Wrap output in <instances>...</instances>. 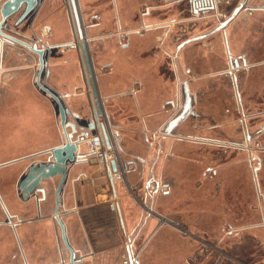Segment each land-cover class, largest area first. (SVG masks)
Returning <instances> with one entry per match:
<instances>
[{
	"label": "crops",
	"instance_id": "crops-1",
	"mask_svg": "<svg viewBox=\"0 0 264 264\" xmlns=\"http://www.w3.org/2000/svg\"><path fill=\"white\" fill-rule=\"evenodd\" d=\"M185 1L191 14L199 17L200 7L204 5L202 0H100L95 2L98 8L92 14V23L89 26H82L81 23L88 47L98 42L97 49L95 46L93 51L92 47L88 49L92 78L104 115L101 120L105 122L109 140L114 141L118 148L124 173H119L121 178L111 185L106 168L98 167L92 160L67 165L58 211L67 242L75 251V264H99L100 259L112 250L120 253L122 241L127 258L123 263L130 264L129 256L134 261V240L131 241V237L138 231V227L134 225L137 220L146 225L149 218L145 215L143 220L141 216L140 219H134L136 201L133 199L130 202L122 187L126 186L127 190H131L136 165H140L137 157L148 158L150 155L157 158L155 170L159 162L161 176H158V180L163 185L159 194L152 197L146 195L144 205L162 217L188 228L193 232V238L208 237L206 241L199 239L200 245L198 244L199 247L190 260L195 259L193 264H233V259L250 264H264V131L256 139L259 149L251 151L248 144L227 142L223 145L225 150L219 152L220 156L217 154L213 157L214 164L205 166L201 162L205 156L200 149H196L200 144L194 139L193 133L190 136L172 132L164 137L162 127L170 118L163 123L157 121L160 109L173 102L175 98L171 99L170 96L179 91L178 77L179 72H182L178 67L180 62L176 52L174 57L169 54L167 46L170 29L182 19L181 16H174V8H170L176 3L184 4ZM244 7L247 11L262 13L264 0H246ZM79 16H82L80 6ZM261 23L264 25V21ZM48 25L51 29L46 36L47 41L50 45L57 46L52 48L49 58H45L47 65L40 81L60 96L71 112L83 119L76 123L85 129L91 113V91L87 88L86 74L78 51L68 44L73 39H62L61 35L65 36L67 30L64 32L61 22H51ZM48 25L46 27L50 28ZM263 25H254L256 35L249 42L251 46L256 39L264 37ZM107 26H112V31H106L111 28ZM96 27L104 30H100V35H89V29ZM245 27L247 25L230 22L225 29L219 31L214 45L219 41L222 44L226 42L229 46L225 48L231 56L247 52L243 48L235 54L240 40L248 37ZM8 33L18 37L16 31ZM59 34L62 40H56ZM1 38L5 41L4 51ZM257 40L256 45L259 44ZM182 41L175 44V49ZM15 47L19 48L20 45L10 43L0 35V264H17L16 259L20 260L19 264H32L28 260V251L22 238L26 221L16 210L15 204L11 203L8 190L10 182L16 181L25 168L19 169L12 162L24 155L25 141L31 140L36 145V150L29 153L28 157L32 154L47 157L48 150L62 143L64 138L57 105L39 88L37 70L31 74L29 66L15 62L10 57V52L5 50H13ZM31 53L28 58L34 60ZM247 54L250 57L251 53ZM262 56L256 60L260 68L257 75L261 78L254 88L246 90H250L251 104L264 110V53ZM165 59L175 61L172 71L174 77H177L175 85L167 77L169 65H166ZM46 70L49 71L48 75ZM48 79L54 84L49 85ZM244 105L248 106V101L244 100ZM67 118L73 120L71 115ZM96 133L95 130L89 131L88 144H85V147L89 145L88 149L93 148L90 138ZM146 136L149 143L160 137L171 140L172 145L167 150L162 147L164 143L157 142L155 144L161 148L160 152H153V147H148V151L144 152L141 141ZM206 141L208 140L204 139ZM222 142L217 141L215 144ZM256 149L260 150L258 155H255ZM40 162H36V165ZM126 162L128 165L124 169ZM257 162L260 166L254 171ZM24 177L21 175L16 182V194L23 201L32 196L36 200V235L32 232L36 238V264H68V252L53 218L54 191L51 203V200L47 201L49 191L42 185V181L46 198L41 192H33L25 197L20 189ZM49 181H54L57 185L59 176ZM151 188H154V183ZM143 191L146 193L144 189ZM133 220L134 223L131 224ZM155 228L151 238L158 237L161 241L166 234L161 227ZM238 244L242 247L239 250L242 254L257 251L256 261H247L243 255L234 256L233 247ZM245 246L249 248L246 249Z\"/></svg>",
	"mask_w": 264,
	"mask_h": 264
},
{
	"label": "rangeland",
	"instance_id": "rangeland-1",
	"mask_svg": "<svg viewBox=\"0 0 264 264\" xmlns=\"http://www.w3.org/2000/svg\"><path fill=\"white\" fill-rule=\"evenodd\" d=\"M2 1L3 0H0V2ZM39 1L40 3L36 7V9H34L20 24L16 25L14 22L18 18L22 9H20L18 12H16L14 15L8 18L7 24H6L7 29H3L4 32L8 33L9 30H14L20 33V35L18 33L17 35H18V38H20L21 40L29 41L30 43L37 42L38 40L40 42H43V41L48 40L46 35H44L43 27L47 24H50L51 22H56V23L61 22L63 30L64 32H66L67 30V34L64 33L65 36L59 34V36H56V40L63 39L64 41H67L70 38L72 40L73 39V29L71 26V17H70V13L68 9L67 0H39ZM96 1H100V0H77L78 11H79V6L81 8L82 16H80V18H81L82 26H85V25L89 26L92 23L91 20L94 19V18L91 19L92 14H94L96 9L98 8L97 6L98 4H95ZM237 1L240 2L241 0L216 1V4H215L216 8L214 7V8H211L206 13H201L199 17L198 16L194 17L191 14L188 8V3L186 1L184 3L185 5L183 3L174 4L173 7L170 8V10L174 8L172 14L178 17L181 16L180 19L181 18L182 19L181 21L178 20V23H175L174 27L170 29L169 37H168L169 43L167 46V51L169 52V54H172L174 57L175 52H176L175 51L176 49L174 46L179 41L189 38L191 36H194L198 33L208 32L209 30L214 28L222 19H224L231 13L232 9L237 5ZM110 4H111V1H110ZM212 4L214 6V0H212ZM262 21H264V12L255 13L254 11H247L245 10V7L231 21V22H235L236 25L237 24L239 25L243 24L244 26L247 25V27L245 28L248 30V37L240 40L241 42L238 46V49L235 51V54L239 53L240 50L244 48V50L246 49L247 52L251 53L250 61L252 62H256L257 58L263 57L262 53H264V37L261 40L256 39L257 42H260L258 45H256V40H255V43H253V46L250 45L251 43L249 44V42H251V40L254 38V34H255L254 25L262 26L263 25L261 23ZM107 27L109 28L111 27V28L106 31H112L113 29L112 26H107ZM100 30H104V29L97 28V27L93 29H89V35H100ZM219 33L220 32L215 33L209 37H205L204 39L191 42L183 46L181 48V51L177 53V56H178L177 59H179V62H180L178 67L182 70V72L181 71L179 72L180 77H178V79H181V77L184 75L188 80H190L189 83L191 86L192 93L197 92L200 89L204 93L210 92L212 88L214 90V87H215V90L219 92L221 91L223 95L227 96L226 99H224L223 105H221V110L220 109L214 110V114L215 113L220 114V116L222 117L221 119L217 117V119H219L218 124L220 125V127L218 126L216 129H210L209 128L210 123L205 120L204 122L201 123L202 125L199 124L200 129H201L200 131L197 128L195 129L194 126H192L191 124L192 122L189 121L190 123L187 122L183 126L180 125L177 127V129H175L176 131L175 130L173 131V132H176L177 134H192V133L196 135L200 134L202 137L208 140L200 144L199 148L196 147V149L197 150L200 149L203 152L202 155L205 156V157H202L201 159V162L204 163L205 166L214 164L212 161L213 157H215L217 154L219 155L220 151L225 150V147L223 145H225L224 143H227L228 141L227 139H229L230 137H234V138L242 137L241 135L243 133V126L241 123L239 124L238 122V118H240L241 115L240 113H238L237 109L233 107V104L231 102L233 101L232 94H231V91H229L230 90L229 87H227L225 83L227 81H224L223 77L218 75L219 72L221 73L223 70L229 68V60H228V56L225 50L227 46L229 45H227L226 42L225 43L223 42L222 44L221 41H219L218 44L214 45L216 43L214 42L216 41L215 37H217V34L219 35ZM60 35L62 36V39ZM95 37H98V36H95ZM89 38H92V37H89ZM52 40L55 41L53 38ZM40 42H37L38 47H40L41 45ZM97 43L98 42L93 43V46H95V49H97L96 47V45H98ZM93 46L91 45L92 47L91 51H93ZM253 47L256 49L252 50ZM5 50L10 52L9 55L12 59H14V61L16 60L15 62L24 63L23 65L29 66L30 68H28V70L31 71V74H34L33 72L38 70L37 54H34V52L28 50L22 45H20L19 48L15 47L13 50H10L7 48ZM51 50L52 49L46 50L44 58H49L50 52L52 53ZM18 51H19V54L17 53ZM30 53L33 54L34 60H31L30 58H28ZM165 60H166V65H169L168 67L169 73L167 77L175 85L177 77L175 78L172 73L174 69L175 61L174 59L173 60L165 59ZM187 68H189V72L186 71ZM258 68H255V70H258ZM210 74L211 76H209ZM254 75L256 76L257 74L254 73ZM262 78L264 79V77ZM47 83L49 85L54 84L51 81V79H48ZM176 86L178 87L177 84ZM209 94L210 96L214 98V95L217 94V92L215 94L214 92L209 93ZM249 95H251L250 90L249 91L245 90L243 99L248 101V106L244 105V108H245L244 110L246 114L249 115V118H252V119H249L250 122L248 124H249V127L253 128V127H256L257 125L253 116H255L256 111H261V110H259V107L251 104V101H249L250 99ZM217 96L216 98H218ZM170 97L171 99L175 98L173 100L175 107H172V105L170 104H166L164 106V109L161 108L159 111V114L157 115V121H159V123H163L164 120H167L169 118L171 119L180 109L179 108L180 106L177 103L179 102V98H180L179 91H175V93ZM1 100H2V96L0 94V101ZM207 101L208 102L206 103L205 107L203 105V107L202 108L200 107V108L203 109L204 113L209 114L211 110L209 101H211V98L210 100L207 99ZM232 118L234 119V122H232L233 121ZM261 119L262 118H260V121ZM211 139H218L223 142L217 145L213 141H211ZM141 142H142V145L144 144L143 146H141L144 149V152L148 151L147 150L148 143H146L143 139ZM157 142L164 143L162 144V147L167 150H169L170 146L172 145L171 140L160 139L159 137L155 141L153 140L151 144L153 147L152 149L153 152H156V149H158L157 147L158 145H156ZM246 144H248V147L250 148L251 151L254 148H258V149L260 148V146L257 145L258 141H256V139L251 140L247 142ZM258 149H256L257 151L256 150L254 151L255 155H258L260 153V150ZM35 150H36V145L32 144L31 140L24 142V151H23L24 155H22L24 156V158H22V156H18L21 158H18L19 160L12 162L16 164L19 169L25 168L21 174L19 173L17 180H19V177L21 175L22 177H24L23 175L27 173V169L32 164H36V162H40L45 159L46 156H43V155L38 156V157H36L35 154H32L29 157L27 156L29 153ZM204 151H207V153H205ZM208 154H209V158H208ZM148 159L149 161L151 160L148 168L147 167L143 168V171L141 170V166L140 168H136V171H135L136 176L134 177V181H136L135 183L136 185L133 183L134 182L133 181L131 182L132 184L131 190H129V188L127 190L126 186L122 187V189L124 190L126 194L127 199L130 200V202L133 201V199L136 201V205L134 208L135 213L133 215L134 219L135 218L140 219V216H141V219L142 218L144 219L145 215H147L149 218L147 219L146 225H143V222H141V220H137L136 225H134L138 227V231H137L138 233L135 232L134 236L131 237V241L132 239L134 240V246H133L134 253L133 254L135 256V259L138 261V264H188V263L193 264L195 259L192 261L190 260H191V257H194L195 251H197L200 245L199 242L202 239L206 241L208 237L193 238L194 237L193 232H191L188 228L186 229V227L183 226L182 224H178L176 221H170L169 219L165 217L163 218L167 219L169 222H166V221L162 222L160 221L161 215H159L157 212H154V211L150 212L149 210H147L148 208H146L144 205L146 202V198H145L146 193H144L143 191L144 187H142V183L145 180L146 176H148V170L150 172V166L153 167L152 171L155 174H157L158 176H161L160 166L158 165L159 162L156 165V170L154 168L155 163H156V156H153L151 158L149 156ZM142 172H143V178L140 177ZM17 180L16 181L14 180L13 182H10L9 184V187H8L9 196H10L9 198L11 199V203L15 204L16 210H18L19 213L25 218V221H26L24 223L25 230L23 231L24 236L22 237L23 244H24L25 249H27L26 251H28L27 252L28 260H30L32 264H36V238H34L33 236V234L36 235V204H35L36 200L34 196H32L29 200H26V201H23L21 198L17 197V194H16ZM105 184L107 185L106 182ZM42 185L46 187L47 190L49 191L47 194V201L51 200V203H53L52 197H53L54 188L57 186L56 183H54V181L53 182L43 181ZM150 188H151V184H150ZM154 188H151V189H154ZM102 198H105V197L102 196ZM106 198L108 199V196H106ZM148 212H150V214ZM133 216L131 217V219L133 218ZM29 219H32L33 221H28ZM133 223H134V220L133 222H131V224ZM148 223H150L149 226H148ZM141 226H143L142 229H140ZM154 227L156 228L161 227V230L165 232L166 235L164 236L163 239H161V241H160V238L158 237L151 238ZM235 239H238V237ZM120 244H123V248L120 253H115V250H112V252L105 254L100 259L99 264H126V263H123L125 260H127L126 254H125L126 252L124 250V241H122ZM239 244L233 247L234 252L232 254L234 256L243 255L242 257H245L247 261L255 262L257 254H258L257 251L248 252V254H242L241 252H239V250L242 249L241 245ZM245 248L248 249L249 247L245 246ZM117 250L118 248L116 249V251ZM214 252L218 254L220 253L218 251H214ZM16 263L19 264L20 260L16 259ZM233 264H250V263H247V262L245 263L244 261L239 260V259L238 261L233 259Z\"/></svg>",
	"mask_w": 264,
	"mask_h": 264
},
{
	"label": "water",
	"instance_id": "water-1",
	"mask_svg": "<svg viewBox=\"0 0 264 264\" xmlns=\"http://www.w3.org/2000/svg\"><path fill=\"white\" fill-rule=\"evenodd\" d=\"M204 1V3H203ZM219 1V0H215ZM246 0H241L231 11V13L224 18L222 21H220L214 28L209 30L208 32L200 33L198 35L191 36L185 40H183L176 48V53L185 45L198 41L201 39H204L205 37H209L220 30L225 29V27L239 14V12L242 10ZM40 3L39 0H4L0 5V35L4 37L6 40L10 42H15L19 45H22L23 47L27 48L28 50L34 52L38 56V70L36 75V80L39 88L44 91L46 94H48L56 103L57 105V112L59 116V124L61 127L62 135L64 138V141L51 149L48 150L47 157L45 161L40 162L39 165H32L26 176L23 178V180L20 183V189L23 192V196L27 197L29 194L33 192H41L45 194L44 188L41 186L42 181H49L50 179L55 178L56 176H59V181L57 183V186L54 190V208H53V218L56 220L58 227L60 229V235L61 239L64 245V248L68 252V264H75L77 261L75 258V251L73 248L69 245L67 242L66 236H65V229L64 224L62 223V220L59 215V206L61 204L60 200V192L62 189V186L66 180L67 175V165L68 164H77L81 162H85L86 155L89 150L88 146L85 147L88 142L87 139L89 138V131L95 130L97 132L96 134L99 135V137H94L92 141H96L97 139H104L106 147L110 146V140H109V133L107 131L106 125L104 121H100V118H103V112L100 107V103L98 101L97 92L95 90L94 80L90 77L92 75V70L90 67L89 62V50L87 41H84V35L81 30V20L80 16L77 11L78 5L76 4L75 0H68V6H69V13L71 17V24L73 29V40L71 42H68L71 48H76L79 53L80 61L82 64V68L86 74L87 79V88L90 89V118L86 122L85 129L84 127H79L76 123V121L83 120L80 118V116L75 113L71 112L69 107L65 106V104L62 102L61 97L58 96L55 92L52 91L47 85H44L40 81L41 74L44 70V68L47 65V62L45 61L44 55L46 53V50H50L54 48L57 45H47L44 47L41 45L38 47L37 42L30 43L29 41L21 40L20 38L11 35L9 33L4 32L3 29H7L5 24H7V19L10 18L12 15H14L16 12H18L21 8V12L18 16V18L15 20V24H20ZM202 5L200 7V10L202 9H209L212 7V0H202ZM14 31L10 30L9 32ZM61 45V44H59ZM237 60L234 59V63L230 62V68L234 69L237 68ZM46 74H49V71L46 70ZM182 105L181 110L178 111L174 117L164 125L167 133L170 128H174L177 126L178 122L183 118L184 114L191 111L192 107V94L190 93L189 86L187 82H183L182 87ZM169 104L172 105V107H175L174 102H170ZM71 115L73 120L68 119L67 117ZM264 128V126L262 127ZM253 136V135H252ZM252 136H248L247 140L249 141ZM83 137L84 140H81L80 138ZM86 141V142H85ZM144 141L148 143V147H152V143L148 141V137L146 136ZM86 144V145H85ZM88 149V150H87ZM157 152H160L161 149H156ZM147 152V151H145ZM159 155V154H158ZM153 157L150 155V158ZM138 160H140V165H136V168H140L143 171V168L149 167V159L144 157H137ZM153 159V158H152ZM157 161V158H156ZM142 162V163H141ZM128 163H124V169H126ZM146 165V166H145ZM107 175L110 180L111 185H114L118 180L121 178V174L118 172V166L116 164L115 160H111L109 164L106 165ZM152 168L150 166V172L148 170V176H146L143 187L146 191V195L148 196H154V194H159V189L163 185L161 184V181L158 180V175L155 174L152 171ZM141 178H143V172L140 175ZM154 183L155 188L151 189L150 184ZM115 194V193H114ZM129 253V252H128ZM129 255H131L129 253ZM129 263L134 264L133 259L129 256ZM136 263V260H135Z\"/></svg>",
	"mask_w": 264,
	"mask_h": 264
},
{
	"label": "flooded vegetation",
	"instance_id": "flooded-vegetation-1",
	"mask_svg": "<svg viewBox=\"0 0 264 264\" xmlns=\"http://www.w3.org/2000/svg\"><path fill=\"white\" fill-rule=\"evenodd\" d=\"M75 2L77 4V0H75ZM67 4H68V0H67ZM68 9H69V6H68ZM77 11H78V7H77ZM78 14H79V11H78ZM4 26H6V24ZM48 26L50 28L46 27V25L43 27V32H44V35H46V36H48V34L50 33V29H51V26L50 25H48ZM1 40H2V49L4 51L3 44L5 43V41L2 38H1ZM37 42H40V41L38 40ZM40 43L44 47H46L47 45H50V43H48V41H43ZM15 44H17V43H15ZM9 45L14 46L13 44H9ZM89 48H91L90 45H89ZM255 49L256 48L253 47L252 50H255ZM226 54H227L228 60H229V68L223 70L221 73L219 72L220 74L218 73V75L222 76L224 81H227L225 83H226L227 87H229V89H230L229 91H231L232 100H233L231 102L233 104V107H235V109H237L238 113H240V115H241V117L238 118V122H239V124L241 123L243 126V133L241 135L242 137H237V138L230 137L229 139H227L228 140L227 142L228 143L234 142V143L245 145L247 142L254 140V139H257L259 136L262 135V133L264 131V128H262L264 126V110L262 108L261 109L259 108V110H261V111H256V114L253 117H254L257 125H256V127H253V128L249 127V124H248L250 122L249 119H252V118H249V115L246 114V112L244 110L245 108H244V99H243V95L245 94V90L249 87L254 88L256 86V82H258V80H260V78H261V76H258V75L255 76L254 75V73H256V74L259 73L258 70H255V68L259 67V63L250 61L251 59H250V57H248L249 55L247 54V52L239 53L237 56H231L229 54V52L226 50ZM235 58L237 60L238 66H237V68L231 69L230 68V62L234 63ZM186 71L189 72V68H187ZM242 71H244V72H242ZM209 76H211V74ZM212 76H214V75H212ZM183 82H187V84L189 86L190 93L193 96L192 100H191L192 107H191V111L184 114L183 118H181V120L178 122L177 126H180V125L183 126L187 122L188 123L192 122L191 123L192 126H194L195 129L197 128L198 130L201 131L200 125H202L201 123L206 120L207 122L210 123V124L208 123L210 125V127H209L210 129H216L218 126L220 127V125L218 124V120L221 119L222 117L220 116V114H216V113L214 114V110H217V109L221 110V105H223L224 99H226L227 96L223 95L221 93V91L219 92V91L215 90V87H214L215 91L213 90V88L211 90L214 92V94L217 92V94L214 95V98L212 96H210V94H209V93H213L211 91L204 93L200 89L199 91L192 93L191 86L189 83L190 80H188L183 75L179 81V89L178 90L180 93V98H179V102H177V103L180 106L179 107L180 109L178 111H180L182 108L181 107V105H182V100H181L182 91H180V90H182ZM216 96L218 98H216ZM210 98H211V101H209L210 102L209 105L211 106V110H210L209 114H207V113H204L203 109H201V108L203 107V105L205 107L206 103L208 102L207 99L210 100ZM220 98H222V99H220ZM245 103H247V102H245ZM217 117L219 119H217ZM260 118H262L261 121H260ZM170 120H168L167 123ZM232 122H234V119ZM162 130L164 133L162 135L165 137V136L171 134L174 131V128H170V130L167 133H165L166 129L164 126L162 127ZM186 135L192 136L191 134H186ZM183 136L186 137L185 135H183ZM248 136H252V138L249 141L247 140ZM194 139L197 140L196 142L198 144H202L204 142V139H206V138L202 137L200 134H197V135L194 134ZM212 140L214 143H217V141H220L218 139H211V141ZM259 166H260V163L258 164V162H257V164H255V166H254V171H256ZM208 169H210V168L208 167ZM44 196L46 198V192H45ZM136 264H138L137 260H136Z\"/></svg>",
	"mask_w": 264,
	"mask_h": 264
},
{
	"label": "built area",
	"instance_id": "built-area-1",
	"mask_svg": "<svg viewBox=\"0 0 264 264\" xmlns=\"http://www.w3.org/2000/svg\"><path fill=\"white\" fill-rule=\"evenodd\" d=\"M215 4H216V2L214 3V6L212 4L211 8L216 7ZM210 9H202L201 13H206ZM92 75H93V73H92ZM92 75L90 76L91 78H92ZM100 121H102L101 118H100ZM94 137H99V135H94L90 139H94ZM80 139L84 140L83 137H81ZM109 139H110V137H109ZM92 144H93L92 145L93 148L88 151L89 154L87 153L86 160L94 161L97 164V166L100 168L106 167V165L109 164V162L111 160H115L116 164L118 166V172L122 173V174L124 173L122 166H121V162H120L118 148H117L116 144L114 143V141L110 140V146L109 147H106L105 141L102 138L101 139L99 138L96 141H92ZM147 210L152 212V210H150V209H147ZM150 212H148V213L150 214ZM160 221L169 222L167 219L163 218L162 216L160 217Z\"/></svg>",
	"mask_w": 264,
	"mask_h": 264
},
{
	"label": "bare ground",
	"instance_id": "bare-ground-1",
	"mask_svg": "<svg viewBox=\"0 0 264 264\" xmlns=\"http://www.w3.org/2000/svg\"><path fill=\"white\" fill-rule=\"evenodd\" d=\"M216 1L214 0V3H215ZM216 8V7H215ZM210 9V8H209ZM134 264H135V260H134Z\"/></svg>",
	"mask_w": 264,
	"mask_h": 264
}]
</instances>
